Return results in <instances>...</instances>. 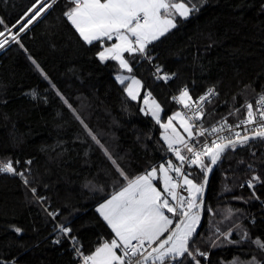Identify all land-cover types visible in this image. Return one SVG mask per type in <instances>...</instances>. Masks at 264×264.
Returning <instances> with one entry per match:
<instances>
[{
    "label": "trees",
    "instance_id": "1",
    "mask_svg": "<svg viewBox=\"0 0 264 264\" xmlns=\"http://www.w3.org/2000/svg\"><path fill=\"white\" fill-rule=\"evenodd\" d=\"M33 2L0 0V18L10 27ZM66 2L57 0L21 34L24 48L11 43L0 50V160H11L29 181L25 185L18 175L0 173V264H80L71 237L86 254L101 240L113 238L95 207L123 180L76 115L130 177L174 159L160 138L159 125L116 81L117 63L101 62L99 42L85 44L64 17ZM177 25L149 46L151 60L127 56L131 74L142 82L141 98L150 91L166 119L178 108L173 97L183 87L193 100L215 87V98L204 105L205 124L246 117L244 105L264 88V0H207L189 19L177 18ZM152 66L175 75L157 81ZM253 176L262 182L240 188ZM60 225L71 233L62 234ZM217 227L231 230L232 240L247 230L252 240L264 241V140L222 156L193 237L194 246L209 253L207 261L197 257L200 264H231L236 258L264 264V250L250 241L227 244L220 237V246L213 248L209 238L216 239ZM184 264H192L190 258Z\"/></svg>",
    "mask_w": 264,
    "mask_h": 264
},
{
    "label": "snow or ice",
    "instance_id": "2",
    "mask_svg": "<svg viewBox=\"0 0 264 264\" xmlns=\"http://www.w3.org/2000/svg\"><path fill=\"white\" fill-rule=\"evenodd\" d=\"M57 0H34L16 23L10 27L3 18H0V49L11 43L24 48L20 36L26 32L42 14L51 9ZM207 0H67L64 17L78 33L80 39L87 45L99 42L101 50L97 56L101 62L116 61L119 68L131 73L130 62L125 58V53L130 57H142L151 60L149 46L166 36L172 29L177 28V18L187 20ZM71 6H68V5ZM16 29L13 32V29ZM115 41L110 46L105 42ZM26 51V50H25ZM31 59V57H29ZM33 65L40 71L44 79L47 75L40 65L32 60ZM162 69L157 66L156 73ZM175 73L158 75V79L168 81ZM116 79L121 85L126 81L124 91L127 96L136 101L140 98L142 83L135 76L118 75ZM54 88L55 85H52ZM33 99L37 98L36 90L30 93ZM57 95L71 108V104L57 90ZM216 95L215 89L209 88L207 92L193 101L187 86L183 87L178 96L173 100L183 106L184 112L177 111L162 122L161 105L152 97L149 91L143 97L145 108L140 111L150 115L162 129L161 138L180 163L174 164L172 160L151 167L143 174L130 177L126 174L112 155L104 148L84 120L76 115L84 129L102 149L109 161L115 166L119 177L116 187L109 195L102 197L101 202L95 207L96 213L111 229L113 238L103 239L90 254H84L78 246L75 237H71L73 249L82 261V264H184L189 259L192 264H200L197 257L208 260L209 253L201 251L194 246L193 237L201 222L202 212L205 210V192L209 184L210 174L214 166L218 165L222 156L228 150H235L238 146L249 144L252 140H264V90L257 94L255 109L253 103L244 105L246 119L239 124L231 125L227 118L205 127L201 121L204 118V104ZM239 109H237V112ZM75 114V110L73 109ZM234 115V113H229ZM178 121L180 128L186 133L182 135L175 126ZM255 125V127H252ZM244 128L245 134L235 131ZM227 133V135H225ZM205 137L200 147L196 146V138ZM207 137H214L208 140ZM17 165L20 161L15 162ZM25 163L31 164V161ZM198 171H189L185 169ZM251 165L249 168L251 169ZM0 173L18 175L25 185L29 184L24 171H17L11 160H0ZM159 182L162 187H157ZM259 176H253L246 183L249 188L261 183ZM227 190V189H226ZM35 195L36 189H31ZM100 191H103L101 188ZM186 193V195L184 194ZM255 196V192H253ZM38 199H43L39 197ZM209 212L212 210L207 209ZM229 216L231 210H229ZM55 216L56 213H49ZM227 218V217H226ZM238 227V226H237ZM59 231L68 236L72 229L63 225L58 226ZM17 233L21 232L16 228ZM218 234V235H217ZM216 239L211 240L213 248L219 247L220 237L227 244H241L250 241L258 249L264 250V241L259 238L252 240L247 230L241 233L239 240L230 239L232 232H221L216 228ZM60 243L59 240L54 241ZM191 245V246H190ZM231 264H244L238 258ZM247 264H260L253 260Z\"/></svg>",
    "mask_w": 264,
    "mask_h": 264
},
{
    "label": "built area",
    "instance_id": "3",
    "mask_svg": "<svg viewBox=\"0 0 264 264\" xmlns=\"http://www.w3.org/2000/svg\"><path fill=\"white\" fill-rule=\"evenodd\" d=\"M1 50V49H0ZM152 69H153V74H154V77L156 78V80L157 81H162V82H166V81H164L163 79H158L157 78V76L158 75H160V76H162V75H164V74H162V73H159V74H157L156 73V69H155V67L154 66H152L151 67ZM209 88H213V89H215V87H209ZM209 88H207L201 95H203V94H205L206 92H207V90L209 89ZM262 90H264V88L263 89H261L258 93H260ZM149 92V91H148ZM215 92H216V89H215ZM257 93V94H258ZM217 94V93H216ZM257 94H256V96H255V98H254V100H253V107H254V109H255V100L257 99ZM200 96V95H199ZM198 96V97H199ZM215 96L216 95H214V96H212L211 98H210V100L208 101V102H210L212 99H214L215 98ZM198 97H196L193 101H196L197 99H198ZM208 102H205V104H207ZM204 104V105H205ZM181 109H182V112H184V111H186L183 107H181ZM243 119H246V117H244V118H242V119H240V120H243ZM240 120H237V121H233V122H228L229 124H231V125H236V124H239V122H240ZM220 120H218V121H216V122H214V123H212V124H215V123H217V122H219ZM201 123H203V125L205 126V127H210L212 124H205L203 121H201ZM245 127H247V126H242V127H240V128H236L235 129V131H239V132H241V134L243 135V134H245V132H244V128ZM252 127H255V125H253ZM225 135H227V133H225ZM214 137H207V139L208 140H211V139H213ZM205 140V137H197L196 138V146L197 147H200V145H201V143L203 142ZM172 154V153H171ZM173 161V163L174 164H179L180 162L179 161H177L176 160V158L175 159H173L172 160ZM185 169L186 170H189V171H192L193 169H188L187 168V165H185ZM248 181V180H247ZM247 181H244L241 185H240V188H243V187H248L247 186ZM185 195H186V193H184ZM80 247V246H79ZM81 248V247H80ZM74 250V249H73ZM81 251L84 253V254H86L82 249H81ZM74 254H75V257L79 260V262L80 263H82V261L80 260V258L76 255V252L74 251Z\"/></svg>",
    "mask_w": 264,
    "mask_h": 264
},
{
    "label": "rangeland",
    "instance_id": "4",
    "mask_svg": "<svg viewBox=\"0 0 264 264\" xmlns=\"http://www.w3.org/2000/svg\"><path fill=\"white\" fill-rule=\"evenodd\" d=\"M48 2V1H47ZM49 3H51V2H49ZM48 11V10H47ZM46 11V12H47ZM42 15H44V14H42ZM39 19V18H38ZM37 19V20H38ZM115 41H110V42H107V44L106 45H104V46H110V44L111 43H114ZM127 56H129L127 53H125V58L126 59H128L127 58ZM116 62V61H115ZM117 63V62H116ZM117 65H118V63H117ZM118 75H130V76H134V75H132L131 73H128V72H126V70H122V69H120L119 68V65H118V72L115 74V79H116V77L118 76ZM137 78V77H136ZM138 79V78H137ZM116 81L117 82H119L117 79H116ZM127 83H129V81H126L125 82V84H124V88L126 87V85H127ZM142 83V82H141ZM143 86V85H142ZM148 91H146L145 93H144V95H143V97L146 95V93H147ZM126 93V92H125ZM141 94H142V88H141V90H140V98L138 99V100H136V101H141V108H145L146 106L144 105V102H143V97L141 98ZM127 95V94H126ZM179 95V94H178ZM178 95H175V96H178ZM128 97V96H127ZM129 98V97H128ZM154 98V97H153ZM159 104H160V102L156 99V98H154ZM178 104V103H177ZM161 105V104H160ZM181 107H183L182 105H180V104H178V108L173 112V113H171L169 116H171V115H173L175 112H177V111H181L182 112V109H181ZM161 108H162V106H161ZM162 110H163V108H162ZM162 115H163V111H162V113H161V119H162ZM168 117V116H167ZM167 121V118L166 119H162V122H166ZM174 124H175V126L177 127V130L182 134V135H184L185 137H186V133H184L183 132V129L182 128H180V126H179V122L178 121H175L174 122ZM162 129H160V138H161V133H162ZM187 138V137H186ZM162 139V138H161ZM164 142V141H163ZM167 146V145H166ZM170 155H173V154H171V152H170ZM174 156V155H173ZM174 159H175V156H174ZM173 160V159H172ZM165 164H166V162H165ZM158 187V186H157ZM199 227V226H198ZM198 229V228H197ZM80 264H82V263H80Z\"/></svg>",
    "mask_w": 264,
    "mask_h": 264
},
{
    "label": "water",
    "instance_id": "5",
    "mask_svg": "<svg viewBox=\"0 0 264 264\" xmlns=\"http://www.w3.org/2000/svg\"><path fill=\"white\" fill-rule=\"evenodd\" d=\"M214 168H215V166H214ZM212 173H213V172H212ZM212 173L210 174L209 181H210V178H211ZM207 187H208V186H207ZM206 192H207V189H206ZM206 192H205V198H206ZM205 198H204V199H205Z\"/></svg>",
    "mask_w": 264,
    "mask_h": 264
},
{
    "label": "crops",
    "instance_id": "6",
    "mask_svg": "<svg viewBox=\"0 0 264 264\" xmlns=\"http://www.w3.org/2000/svg\"><path fill=\"white\" fill-rule=\"evenodd\" d=\"M157 186H158V188H159V187H162V185H161L159 182H158Z\"/></svg>",
    "mask_w": 264,
    "mask_h": 264
}]
</instances>
